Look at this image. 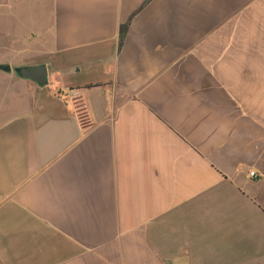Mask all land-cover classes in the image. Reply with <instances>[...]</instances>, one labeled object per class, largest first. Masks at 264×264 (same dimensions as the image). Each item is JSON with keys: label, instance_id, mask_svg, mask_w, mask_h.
<instances>
[{"label": "crops", "instance_id": "obj_1", "mask_svg": "<svg viewBox=\"0 0 264 264\" xmlns=\"http://www.w3.org/2000/svg\"><path fill=\"white\" fill-rule=\"evenodd\" d=\"M0 66V264H264V0H0Z\"/></svg>", "mask_w": 264, "mask_h": 264}, {"label": "water", "instance_id": "obj_2", "mask_svg": "<svg viewBox=\"0 0 264 264\" xmlns=\"http://www.w3.org/2000/svg\"><path fill=\"white\" fill-rule=\"evenodd\" d=\"M0 68L8 70L6 66H0ZM14 72L18 77L30 80L38 86H44L48 83L47 69L44 64L16 67Z\"/></svg>", "mask_w": 264, "mask_h": 264}, {"label": "rangeland", "instance_id": "obj_3", "mask_svg": "<svg viewBox=\"0 0 264 264\" xmlns=\"http://www.w3.org/2000/svg\"><path fill=\"white\" fill-rule=\"evenodd\" d=\"M53 78H54V77H52V76H51V73H50L49 76H48V84L46 85V87H49V88L51 87V85H52V81H53Z\"/></svg>", "mask_w": 264, "mask_h": 264}, {"label": "built area", "instance_id": "obj_4", "mask_svg": "<svg viewBox=\"0 0 264 264\" xmlns=\"http://www.w3.org/2000/svg\"><path fill=\"white\" fill-rule=\"evenodd\" d=\"M248 175H249L250 177H255V173H254L253 171H249V172H248Z\"/></svg>", "mask_w": 264, "mask_h": 264}, {"label": "trees", "instance_id": "obj_5", "mask_svg": "<svg viewBox=\"0 0 264 264\" xmlns=\"http://www.w3.org/2000/svg\"><path fill=\"white\" fill-rule=\"evenodd\" d=\"M7 67V66H6Z\"/></svg>", "mask_w": 264, "mask_h": 264}]
</instances>
